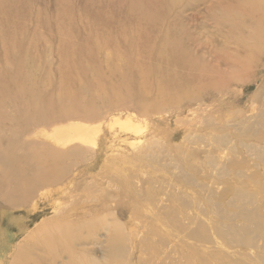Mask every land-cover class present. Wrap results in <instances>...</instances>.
<instances>
[{
  "label": "rangeland",
  "instance_id": "374dc122",
  "mask_svg": "<svg viewBox=\"0 0 264 264\" xmlns=\"http://www.w3.org/2000/svg\"><path fill=\"white\" fill-rule=\"evenodd\" d=\"M62 2L68 5L66 13L57 11ZM237 2L23 0L24 13H0V80L16 66L30 87L34 84L28 91L30 102L63 92L70 96L63 97L66 107L74 108L79 98L89 109L36 123L20 137L26 146H20V155L52 157L68 179L42 190L44 198L33 212L31 207L14 212L0 205V244L14 241L9 253H1L0 247L1 264H11L18 242L31 243L32 259L44 255L45 244L27 238L37 223L57 216L80 223L77 213L106 219L112 214L125 232L136 231L143 264H264V42L232 30ZM105 4L111 10L119 7L112 22L94 15L97 5L104 11ZM254 11L260 13V8ZM226 43L230 46L223 48ZM249 46L254 48L248 51ZM173 53L177 58L171 62ZM135 67L144 78L129 73ZM71 77L90 85L85 88L91 89L90 98L96 79L101 87L113 86L116 96L121 91V102L105 89L91 106ZM14 90L8 84L0 95L13 100ZM3 105L9 114L19 104L5 98ZM76 122L98 134L91 132L80 144L78 131L68 129ZM1 126L0 137L8 135L10 127ZM94 135L103 151L89 160L75 164L78 159L60 160L46 152L69 149L73 143L91 148ZM58 138H65V148L58 146ZM104 196L107 204L89 202ZM104 205L109 212L100 209ZM166 234L170 248L164 244ZM152 247L157 258L151 257ZM60 261L67 263L68 258Z\"/></svg>",
  "mask_w": 264,
  "mask_h": 264
},
{
  "label": "bare ground",
  "instance_id": "6f19581e",
  "mask_svg": "<svg viewBox=\"0 0 264 264\" xmlns=\"http://www.w3.org/2000/svg\"><path fill=\"white\" fill-rule=\"evenodd\" d=\"M236 1L239 2V3L238 2L235 3V4H238V11L236 14L237 19L235 18L236 20H233V22H236V24L232 25L231 27L232 30L233 31L235 30L245 31L246 37H248L249 39L255 42L256 41L264 42V0H236ZM22 2L23 0L0 1V13H12V12L13 13H20V12L24 13L25 4H22ZM105 5L106 6L104 8V11H101L98 9L100 8L101 5H97V11L94 12L95 13L94 15L97 17L98 14H101L105 18L103 22H106V21L112 22L114 21V17H115L113 16V13H116L117 12L116 9L119 10V7H114L111 10L108 4H105ZM257 6L260 8V13H257V12L254 13L255 12L254 7H257ZM65 10H69L68 5L64 4L63 2L61 5L60 3H58L57 5L58 13H66ZM139 17L141 16H138L136 14L135 19L138 18L139 20ZM119 25L117 24L118 28H119ZM120 32L122 31L120 30ZM228 44L229 43H226L223 46V48H225ZM229 46L230 45H228V47ZM246 48L248 51H250L254 47L249 46V47H245V49ZM92 52L93 51H91V53ZM176 58H177V55L173 53L172 58H170V61L171 62L175 61ZM97 59L98 58L95 54L92 60L96 61ZM220 60L218 59V61ZM127 70H129V68ZM129 73H134L136 77L144 78V74L142 76L138 68L136 67L130 69ZM69 74L71 76V68H69ZM5 75H6V78H4L3 80H0V90L4 92L8 84L14 85L15 87L14 96L15 97L12 100L11 96L9 95H5V94L0 95V127H2L1 125L10 127V133L8 135H4L3 137H0V145H1L0 146V205H2L4 208H12L13 210L17 209L14 212H17V211L21 212L20 211L21 209H27L28 207H31L30 209H32V212H33V210H35L39 202H42L44 198V195L41 192L42 190H44L45 188H49V187H55V185H62L64 182L67 181L68 178L63 177L66 174V172H62L63 170L59 169L57 171L58 166L56 165L55 160L51 159L52 157L42 156V155L38 156L35 154H31V155L21 154L20 155L19 152L23 151L22 149L26 147L25 145L21 143L24 140L20 139V137L28 135L29 127L36 125V123L41 124L46 121L50 122L49 121L50 119H56V120L61 119L62 117L72 113L76 109H80L81 112L84 111L86 113H89V109L85 106L84 102L81 101L79 98L76 99L74 108H72V106L66 107L64 105L66 101L63 100V97L70 98V96L62 94L63 92H60V94H58V96H56L55 98H51L50 96L48 97L43 96V97H39L41 98V100L36 98L30 102L29 99H27L28 91L32 90L31 87H33L34 84H31V87H30V83L28 84L27 81L22 77L19 69L16 66H14V68H12L11 70L6 71ZM191 78L193 77L191 76ZM201 78H203V75H201ZM70 81L74 85V87L77 86V90L79 94L86 93V98L88 100H92V103H90L92 104L91 106H95L93 102L97 99L98 94L101 91L108 89L110 91L117 92V90H114L113 86L108 88V86L102 85L101 87L100 85H98L99 81L96 79L95 80L96 82L93 83V89H94L93 91L95 92V94H92L91 95L92 98H90L89 94H91L90 93L91 89L85 90V88L90 87L88 83L85 86L82 85L81 83L77 84L78 81L74 77H71ZM129 81L132 83L134 82V80L132 79H130ZM48 82H50L49 78H48ZM119 82H121V80ZM125 82L129 83L128 81H125ZM150 85L152 86L153 83H151ZM262 90H264V83L262 84V87H261V91ZM64 92H66V90ZM120 93H119V96H116V93H115V98L118 97V101H119ZM105 97H102V98H105ZM121 97L123 99L126 96L123 97L121 95ZM5 98H7V101L14 106L19 104L18 106L15 107V109L21 110L22 107H24L26 109V112L23 113V112L14 110L13 108L12 111H9V114L5 113V107L3 105V100ZM25 100H28L30 103H28V101L23 102ZM18 101H21V102H18ZM50 108H54L55 111L53 110L52 112H49ZM116 123L119 124V122H116ZM68 127H69L68 129L76 130V132L78 131L77 133L79 134L75 135L77 137L75 138L78 141H80V144L82 141H84L86 137H88V134H90L91 132H92L91 134H93V132L98 134L97 129L90 130L88 125L81 124L79 122H76V124H70ZM62 129L64 128H55L54 130L62 131ZM72 134H71V137H72ZM95 135H94V138L90 140L91 143H88V144H91V148L87 147L88 149H85L79 144L74 145L73 143V145H71L69 149L61 150V149H55V148L54 149L47 148L46 152L53 155L54 158L60 159V160L62 158L65 160L68 158L69 159L72 158L73 160L78 159L75 161V164L82 162V161L89 160L90 158L94 157L96 154L101 153L103 151L102 146H101V149L100 147L98 148L97 142L95 141L96 140ZM60 140L61 139L56 141V143H58V146L60 145L64 147L67 144L66 142L62 143L63 141H65V138L63 141H60ZM70 141L72 143L75 140L73 141L70 140ZM21 145L23 147L22 149H19ZM95 149L97 150L94 151ZM115 160H118V158H116ZM131 195L135 196L133 195V193ZM128 196L129 194L124 195V197H128ZM104 198H107V196H104L103 198H98L95 201L89 199V202H95L96 204H102V203L107 204V202H109L110 200H104ZM57 201L58 200H56V204H57ZM83 202H86V201L84 200ZM112 202L114 204L115 200H112L111 203ZM100 209H102L104 212L105 211L109 212L110 208L107 209V206L104 205V208L102 207ZM72 211L73 209L70 212ZM77 215L78 216H76L75 218L76 219L83 218L82 222L73 223V222H70V220H68L67 218L60 219L59 216L51 217L49 219H42L39 223H37L34 231H32L27 236V238L29 239L31 237L33 238V240H35V242L38 240L42 241L45 244L44 246L45 248L43 251L44 255L42 256L37 255L36 259H32L31 258L32 252H31V246H30L31 243L29 242V244L25 243L24 245H22V243L19 244L18 242L16 245V248L11 253V260H10L11 264L12 263L16 264L19 261H26V260L28 262L33 260L34 264H57L59 262V259H61L63 256L67 257L68 261L67 263L60 261L59 264H90V263L92 264H101V263L102 264H114L115 261H119V260H125L128 262L130 261V264H143L139 262V259L142 257V254H143L142 246L140 247L139 242L134 241V240H137L136 231L134 235H133V231L125 232V228H124L125 225L117 221L115 222L114 221L115 218L112 214H111V219H106L104 217L99 218L97 217L96 214L92 216H88V214L85 215V214L77 213ZM167 221L168 222L170 221L169 218H167ZM11 224L9 225L10 227H11ZM85 225H90V228L87 226L84 227ZM22 226L24 225H20L17 227L18 231L22 230ZM98 232H103L102 240L99 239L100 233L97 234ZM27 238L25 239L27 240ZM9 240L10 239L8 238L6 239V241L1 242L0 247L3 246L1 248V253H5V252L9 253L10 250L12 251L13 249L12 243L14 241L9 243ZM133 242H134V245L130 246ZM89 244L91 248L89 247L88 249L77 250L75 248L76 246H82V245L88 246ZM164 244L167 245L168 248H170V243H169L167 234L164 235ZM133 252H135V255ZM151 253H152L151 257L157 258L159 256L158 250L154 249V247H152ZM96 254L98 255L95 256ZM27 255H28V259H26ZM125 256L130 259L125 258ZM132 257L135 259V261L132 259ZM2 261H3V255H2V258H0V264L2 263ZM159 264H164V263L159 262ZM166 264L168 263L166 262Z\"/></svg>",
  "mask_w": 264,
  "mask_h": 264
}]
</instances>
